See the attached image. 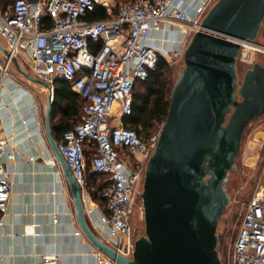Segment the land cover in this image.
Wrapping results in <instances>:
<instances>
[{
  "label": "built area",
  "instance_id": "obj_1",
  "mask_svg": "<svg viewBox=\"0 0 264 264\" xmlns=\"http://www.w3.org/2000/svg\"><path fill=\"white\" fill-rule=\"evenodd\" d=\"M214 1L203 0L195 14L174 0L0 3V34L10 53L0 64V84L13 58L28 52L35 75L46 80L52 90L57 78L65 79L84 99L81 120L64 131L59 147L81 186L88 215L93 196L87 180V152L91 170L107 176L109 182L100 191L107 198L108 209L99 217L101 227L107 229L103 240L125 256L131 257L134 251L131 215L162 130L144 139L128 120L134 109L137 82L149 77L161 56L150 43L152 32L163 29L166 23L180 22L187 44L201 28V20ZM98 6L108 16L91 19ZM239 42V61L244 63H249L253 51H264L263 43ZM14 144L15 139L4 135L0 125V227L14 188L13 170L6 164L7 159L16 157ZM129 154L136 155L133 162ZM95 253L98 264H118L100 249ZM232 256L233 264H264V164L243 214ZM49 260L45 257V262Z\"/></svg>",
  "mask_w": 264,
  "mask_h": 264
},
{
  "label": "water",
  "instance_id": "obj_2",
  "mask_svg": "<svg viewBox=\"0 0 264 264\" xmlns=\"http://www.w3.org/2000/svg\"><path fill=\"white\" fill-rule=\"evenodd\" d=\"M34 2L36 0H30ZM264 0H215L189 39L167 117L146 166L143 189L145 233L125 256L90 225L82 189L52 128L54 90L13 62L47 92L45 131L65 174L79 225L91 242L118 264H222L218 224L230 201L228 173L248 124L264 113V64L255 61L240 78V40L257 41ZM0 49L9 55L0 40Z\"/></svg>",
  "mask_w": 264,
  "mask_h": 264
},
{
  "label": "crops",
  "instance_id": "obj_3",
  "mask_svg": "<svg viewBox=\"0 0 264 264\" xmlns=\"http://www.w3.org/2000/svg\"><path fill=\"white\" fill-rule=\"evenodd\" d=\"M202 1L174 0L191 14ZM182 28V23L171 22L152 32L150 43L169 62L179 59L184 51ZM5 60L6 53L0 49V64ZM0 125L4 135L15 139L16 155L6 160L13 170L14 188L0 227V264H98V248L79 225L73 197L48 140L37 98L30 85L13 74L5 76L0 84ZM88 207L89 223L104 239L107 229L101 227L99 217L105 209L94 198ZM45 257L51 260L45 262Z\"/></svg>",
  "mask_w": 264,
  "mask_h": 264
},
{
  "label": "rangeland",
  "instance_id": "obj_4",
  "mask_svg": "<svg viewBox=\"0 0 264 264\" xmlns=\"http://www.w3.org/2000/svg\"><path fill=\"white\" fill-rule=\"evenodd\" d=\"M122 0H116L119 2ZM0 40H4L0 34ZM257 42L264 44V22L261 31L257 37ZM187 45V44H186ZM185 45V47H186ZM185 49V48H184ZM19 61L23 68L36 76L30 64V57L27 54L19 56ZM255 61H260L264 64V51H253L249 63L242 61L238 62V70L240 78H243L245 71L253 65ZM170 70L166 71L164 79L166 80V94L171 96L172 86H174L179 74L182 72L185 65L183 55L179 59L169 62ZM8 74H13L22 82L27 83L32 88L37 101L40 105V111L43 119L45 118V108L47 101V92L43 85L37 82L27 80L22 73L18 71L14 63L10 66ZM164 122L155 121L152 125L149 134L156 133ZM129 158L133 162L136 155L129 154ZM264 164V113L252 120L245 129L242 148L236 160V168L231 169L228 173L226 187L230 194V201L222 214L217 233L222 235V241L218 245L222 264H233L232 249L234 242L246 210L247 204L252 197L259 177L261 176L262 167ZM89 174V172H88ZM132 236L136 241L142 234L145 233V221L143 201L140 195L136 199V206L131 215ZM133 254H131L132 256Z\"/></svg>",
  "mask_w": 264,
  "mask_h": 264
},
{
  "label": "trees",
  "instance_id": "obj_5",
  "mask_svg": "<svg viewBox=\"0 0 264 264\" xmlns=\"http://www.w3.org/2000/svg\"><path fill=\"white\" fill-rule=\"evenodd\" d=\"M12 0H0L2 5H7ZM126 1V0H122ZM119 1V2H122ZM108 13L101 6L90 15L91 19L107 17ZM46 24L50 23V18L46 17ZM169 61L160 56L159 63L153 69L148 78L139 80L134 90V109L128 117L131 126H134L138 133L147 139L149 131L155 121L164 122L169 109L170 97L166 94V80L164 75L170 68ZM54 87V101L52 105V128L55 138L61 141L65 130L71 128L82 118L84 99L77 93L71 84L65 80L57 78ZM173 89V86L171 87ZM141 122L142 128H139ZM87 180L93 198L100 202L107 209V198L101 195V190L108 184L107 176L104 173L91 170V155L87 152ZM89 172V174H88Z\"/></svg>",
  "mask_w": 264,
  "mask_h": 264
},
{
  "label": "flooded vegetation",
  "instance_id": "obj_6",
  "mask_svg": "<svg viewBox=\"0 0 264 264\" xmlns=\"http://www.w3.org/2000/svg\"><path fill=\"white\" fill-rule=\"evenodd\" d=\"M139 128H142V125H141V122H138V125H137Z\"/></svg>",
  "mask_w": 264,
  "mask_h": 264
}]
</instances>
